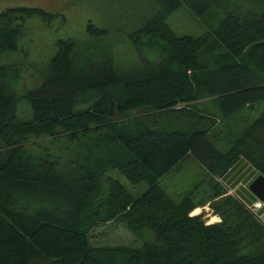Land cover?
I'll return each mask as SVG.
<instances>
[{
	"label": "trees",
	"instance_id": "obj_1",
	"mask_svg": "<svg viewBox=\"0 0 264 264\" xmlns=\"http://www.w3.org/2000/svg\"><path fill=\"white\" fill-rule=\"evenodd\" d=\"M183 4L202 36L173 33L166 19ZM153 5L130 34L136 66L100 38L60 39L22 94L1 57L24 46V19L44 28L53 15L0 9V264H264L253 202L216 179L238 158L264 175V0ZM22 99L31 118L17 117ZM189 155L211 178L176 200L161 181ZM115 172L147 187L132 193ZM205 205L222 223L188 217ZM112 222L131 243L91 244Z\"/></svg>",
	"mask_w": 264,
	"mask_h": 264
},
{
	"label": "rangeland",
	"instance_id": "obj_2",
	"mask_svg": "<svg viewBox=\"0 0 264 264\" xmlns=\"http://www.w3.org/2000/svg\"><path fill=\"white\" fill-rule=\"evenodd\" d=\"M153 2L154 0H0L1 10L10 7H39L53 15L44 28L41 23L37 22L38 18L36 17L24 19L26 25H32V30L27 26L31 31L30 36L25 34L23 36V38L27 36L22 43L24 46L18 51L7 53L1 57L3 64L15 66L18 69L19 80L14 81V89L18 94H22L39 82V78L34 74L40 70L45 72L50 58L55 53V45L60 39L71 38L84 41L88 37L100 38L106 42L107 48L116 49L117 57L123 65L136 66L141 62L140 55L131 43L130 34L141 27L155 11ZM63 17L64 21L61 20ZM166 20L175 34L202 36L204 33V27L194 16L192 9L185 4L170 14ZM89 26L94 31L104 30L105 33H89ZM18 105L17 117L20 119L31 118L32 111L27 101L22 99ZM184 171L181 170L180 175L170 174L175 175L177 179H171L172 176H168L161 181L165 192L175 197L176 200L182 199L188 190L193 189L196 185L193 178H189L190 173ZM113 177L120 180L128 191L135 194H141L142 190L147 187L145 183L132 185L119 172H115ZM217 180L220 187L225 186L222 179ZM229 191L232 195H236L231 189ZM258 202L253 203L250 209L254 213L260 209L257 207ZM210 214H213L210 207L208 211L202 209L200 217L206 222V217ZM91 240V244L103 246L111 243L114 245L118 243L130 244L132 238L123 227L112 222L93 230Z\"/></svg>",
	"mask_w": 264,
	"mask_h": 264
},
{
	"label": "crops",
	"instance_id": "obj_3",
	"mask_svg": "<svg viewBox=\"0 0 264 264\" xmlns=\"http://www.w3.org/2000/svg\"><path fill=\"white\" fill-rule=\"evenodd\" d=\"M185 170V173H190L189 178L192 177L194 182L199 183L201 179L210 180L211 177H209V174L207 173L206 169L202 164H200L196 159L191 157V155L187 156L185 159H183L180 163V166L175 167L172 169L166 176H172L171 179H177L175 178V175H180V171ZM175 173V175H170ZM256 173L254 172V169L252 166L248 163L243 161V159H236L234 161V165L230 167L228 170L224 171L221 175L222 181L225 183L224 187L227 189H231L236 193V195H239L240 198L245 200V202L249 203H255L256 201H259L256 195L250 190L249 184L252 183V181L255 179ZM188 176V175H187ZM163 177V178H164ZM162 178V180H164ZM218 179V178H216ZM210 188L207 187V185L204 186V190L209 191ZM262 204V207L257 210V214H259V218L264 223V201H259ZM201 209H205L203 206H201ZM206 211L209 210V207L205 209ZM263 217V219H262Z\"/></svg>",
	"mask_w": 264,
	"mask_h": 264
},
{
	"label": "clouds",
	"instance_id": "obj_4",
	"mask_svg": "<svg viewBox=\"0 0 264 264\" xmlns=\"http://www.w3.org/2000/svg\"><path fill=\"white\" fill-rule=\"evenodd\" d=\"M261 206L260 202L257 203V207ZM205 209L209 207V205L203 206ZM202 209L201 207H195L191 209L187 215L189 218H196L197 216L201 215ZM222 223V218L216 214H210L206 217V226H213L215 224Z\"/></svg>",
	"mask_w": 264,
	"mask_h": 264
},
{
	"label": "water",
	"instance_id": "obj_5",
	"mask_svg": "<svg viewBox=\"0 0 264 264\" xmlns=\"http://www.w3.org/2000/svg\"><path fill=\"white\" fill-rule=\"evenodd\" d=\"M249 188L259 201H264V175L257 176L252 183L249 184Z\"/></svg>",
	"mask_w": 264,
	"mask_h": 264
},
{
	"label": "built area",
	"instance_id": "obj_6",
	"mask_svg": "<svg viewBox=\"0 0 264 264\" xmlns=\"http://www.w3.org/2000/svg\"><path fill=\"white\" fill-rule=\"evenodd\" d=\"M228 194H232L231 191H229V189H228ZM260 205H261V206H259L258 208H261V207H262V204H261V203H260ZM254 206H255V204H254ZM251 208H252V207H251Z\"/></svg>",
	"mask_w": 264,
	"mask_h": 264
}]
</instances>
